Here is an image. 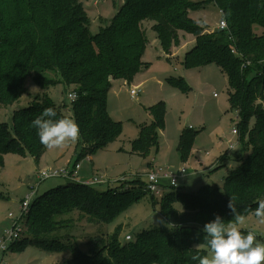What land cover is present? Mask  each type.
<instances>
[{"label":"trees","instance_id":"obj_1","mask_svg":"<svg viewBox=\"0 0 264 264\" xmlns=\"http://www.w3.org/2000/svg\"><path fill=\"white\" fill-rule=\"evenodd\" d=\"M121 1L115 16L101 20L99 31L93 34L81 0H0V104L20 100L27 93L30 76L42 88L27 107L15 111L11 127L0 123V163L2 155L10 151L39 162L48 148L40 142L32 121L49 107L56 110L55 119L68 118L65 109L73 112L80 129L79 159L118 139L122 124L108 112V93L113 80L131 82L148 68L144 54L149 39L144 24L153 21L165 52H171L173 44L179 42V31L185 30L196 39L185 66L215 62L227 75L229 101L240 114L235 129L242 151L233 158L236 165L231 166L221 186L206 182L191 193L182 188L166 193L161 202L163 226L144 230L125 243L119 238V228L109 243L96 242L90 252L76 247L71 241L77 239L75 234L68 232L57 241L47 237L65 230L71 219L64 217L73 211L100 215L101 209L105 212L103 221L112 222L142 198L144 188L150 192L148 183L135 192L138 180L130 191H125L123 181L99 190L67 180L34 198L25 216L27 223L32 210L39 211L30 223L32 235L13 242L11 248L27 242L48 252L70 251L72 256L61 264H198L193 256L208 255L204 225L217 215L225 223L234 220L227 207L231 197H235L237 213L245 217L264 199V0ZM205 3L220 9L228 29L210 33L197 22L194 12ZM56 82L75 91L78 99L69 105L53 101L48 91ZM170 83L188 90L183 78ZM149 110L153 116L150 125L141 126L133 141L139 153L158 143L166 124L164 102ZM196 136L193 129H183L178 148L182 156L188 154ZM224 159L215 169L224 166ZM119 195L124 196L121 201ZM177 200L183 203L182 210L173 205Z\"/></svg>","mask_w":264,"mask_h":264},{"label":"rangeland","instance_id":"obj_2","mask_svg":"<svg viewBox=\"0 0 264 264\" xmlns=\"http://www.w3.org/2000/svg\"><path fill=\"white\" fill-rule=\"evenodd\" d=\"M81 1L87 7L90 30L93 34L99 31L101 20H111L115 16L122 3L121 0ZM192 1L206 2V0ZM203 5L194 12V17L207 32L213 33L219 30L223 15L216 5L210 3ZM144 25L149 39L144 54L148 68L135 75L131 82L121 78L115 79L108 93V112L114 120L122 124V134L118 139L106 148L80 159L78 139L68 141L57 148H48L39 162L34 157H25L15 151L2 155L0 241L17 221H21L22 202L33 191L31 202L38 195L67 181L61 177L50 178L39 185L40 170L66 167L73 169L78 163L83 176L79 175V181H88L89 175L93 173L96 177L107 181L93 185L99 190H105L109 184L116 185L123 181L125 191H130L131 184L138 180L135 192L148 183V174L151 171L178 175L182 168H186L191 173L184 181H179L177 188L167 187L163 194L153 196V193L144 188L142 198L132 203L109 223L103 221L102 213L105 212L101 209L100 215L73 211L64 217L71 219L69 226L61 233L56 232L47 237L57 241L68 232L75 234L77 239L71 241L81 251L90 252L96 242L109 243L112 235L119 228V238L125 243L129 235L134 240L144 230L163 226L165 220L161 215V202L166 193L179 191L181 188L182 191L191 193L206 182L221 186L231 166L236 165L233 158L242 151V145L240 134H235L233 130L240 123V114L238 110L232 108L229 101L227 75L215 62L194 68L185 66L188 51L196 45L195 36L190 32L179 31V42L173 44L170 54L164 51L154 29V22L145 21ZM176 78H183L186 81L187 91L170 83ZM26 87L27 93L20 100L9 105L0 104V123L11 127L15 111L27 107L36 95L42 93V88L36 84L33 76L28 77ZM131 89L138 92L134 97ZM70 92L71 90L66 89L62 82H56L50 87L48 94L56 103L69 105L72 102L68 95ZM159 102L166 104L165 127L160 130L158 143L151 144L146 153H139L135 150L133 141L138 138L141 126L150 125L153 116L149 108ZM64 112L68 118L74 120L72 111L65 109ZM185 128L193 129L197 136L192 148L184 157L178 148L181 133ZM223 157H225L224 166L215 169L221 164L220 159ZM222 189L226 190L225 187ZM122 197L124 196H118L120 201ZM172 203L180 210L184 208L183 203L178 200ZM44 206L46 205L40 207ZM37 210H32L28 222L25 223L22 239L32 235L30 223L34 215L39 212ZM10 214L13 216L10 217ZM240 228L244 232L254 231L257 238L264 241V224L257 221L254 213L245 217V222ZM7 244L9 250L1 251L0 264H61L72 256L70 251L48 252L27 242L15 248H11V241Z\"/></svg>","mask_w":264,"mask_h":264},{"label":"clouds","instance_id":"obj_3","mask_svg":"<svg viewBox=\"0 0 264 264\" xmlns=\"http://www.w3.org/2000/svg\"><path fill=\"white\" fill-rule=\"evenodd\" d=\"M70 99H78L73 93ZM57 112L53 107L46 108L43 113L32 121L40 142L47 148H57L68 141H76L80 135L78 124L71 118L55 119ZM231 197L227 207L234 220L225 223V219L217 215L207 222L202 233L208 247V255L193 256L198 264H264V241L257 234L248 230L244 232L240 225L245 222V216L238 214ZM254 216L264 224V199L258 201Z\"/></svg>","mask_w":264,"mask_h":264},{"label":"built area","instance_id":"obj_4","mask_svg":"<svg viewBox=\"0 0 264 264\" xmlns=\"http://www.w3.org/2000/svg\"><path fill=\"white\" fill-rule=\"evenodd\" d=\"M221 12V11H220ZM229 24L225 18H222V20L219 23V29H228ZM77 93L75 91H71L68 95L69 98L71 95ZM137 91L135 89H131V94L134 97L137 95ZM235 134L238 133L236 129L233 130ZM80 164H76L73 169H70L69 167L62 168V169H55L51 168L48 170H40L38 173V179H39V185L47 179L50 178H65L66 180H72V181H79V171H80ZM190 174V172L186 168H182L181 171L179 172L178 175H173L168 172L161 173L159 171H151L148 174V189L151 193L153 194H163V191L167 187H173L176 188L179 186V181L185 180V178ZM102 178L99 177H92L86 182H82L86 185H95V184H101V183H106ZM34 191L32 194H30L23 202H22V207H23V215L21 218V221H17L14 226L6 232L4 235L3 239L0 241V259H2L1 251L6 252L9 250L8 247V241H11L12 243L15 241H18L22 238V235L24 234L23 232V227H25V216L29 213L30 210V205H31V197L33 196ZM13 215L10 214V217ZM131 239V236H127V240Z\"/></svg>","mask_w":264,"mask_h":264},{"label":"crops","instance_id":"obj_5","mask_svg":"<svg viewBox=\"0 0 264 264\" xmlns=\"http://www.w3.org/2000/svg\"><path fill=\"white\" fill-rule=\"evenodd\" d=\"M170 54H171V52H170ZM163 55H164V53H163ZM145 61V60H144ZM143 71V70H142ZM114 82V80L112 81V83ZM81 168V167H80ZM191 174V173H190ZM79 175H81V173H80V171H79ZM82 176V175H81ZM95 175L93 174V173H91L90 175H89V177L88 178H92V177H94ZM83 177V176H82Z\"/></svg>","mask_w":264,"mask_h":264}]
</instances>
